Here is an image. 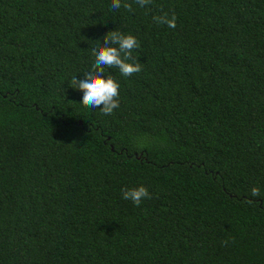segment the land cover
Returning <instances> with one entry per match:
<instances>
[{"label":"trees","instance_id":"1","mask_svg":"<svg viewBox=\"0 0 264 264\" xmlns=\"http://www.w3.org/2000/svg\"><path fill=\"white\" fill-rule=\"evenodd\" d=\"M123 3L0 0V264H264V0ZM116 28L104 115L67 83Z\"/></svg>","mask_w":264,"mask_h":264},{"label":"clouds","instance_id":"2","mask_svg":"<svg viewBox=\"0 0 264 264\" xmlns=\"http://www.w3.org/2000/svg\"><path fill=\"white\" fill-rule=\"evenodd\" d=\"M136 3L143 7L145 0H136ZM122 6L129 9V5L123 3V0H110L111 9L119 10ZM154 20L169 28L175 26L174 17H154ZM96 40L97 43L91 48L92 59L88 68L83 73L72 75L67 85L80 92V105L99 110L104 115H111L120 107V83L106 70L116 69L122 78L140 72L142 62L133 55L140 45L134 35L122 31L121 28L107 31L102 39ZM252 195H257L255 188L252 189ZM148 196V190L143 185L121 189V199L130 201L133 205H139Z\"/></svg>","mask_w":264,"mask_h":264},{"label":"water","instance_id":"3","mask_svg":"<svg viewBox=\"0 0 264 264\" xmlns=\"http://www.w3.org/2000/svg\"><path fill=\"white\" fill-rule=\"evenodd\" d=\"M113 150V149H112Z\"/></svg>","mask_w":264,"mask_h":264}]
</instances>
